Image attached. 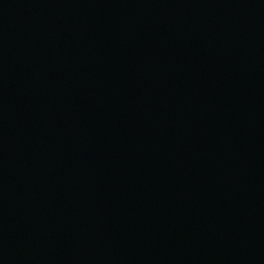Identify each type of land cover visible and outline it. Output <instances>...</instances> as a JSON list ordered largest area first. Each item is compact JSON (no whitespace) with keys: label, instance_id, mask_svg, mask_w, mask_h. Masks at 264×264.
<instances>
[{"label":"water","instance_id":"1","mask_svg":"<svg viewBox=\"0 0 264 264\" xmlns=\"http://www.w3.org/2000/svg\"><path fill=\"white\" fill-rule=\"evenodd\" d=\"M0 264H264V0H0Z\"/></svg>","mask_w":264,"mask_h":264}]
</instances>
